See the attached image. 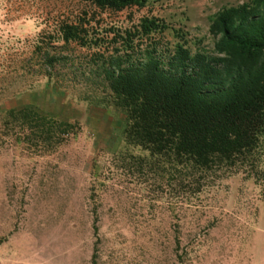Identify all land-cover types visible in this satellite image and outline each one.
I'll return each mask as SVG.
<instances>
[{"label": "rangeland", "instance_id": "1", "mask_svg": "<svg viewBox=\"0 0 264 264\" xmlns=\"http://www.w3.org/2000/svg\"><path fill=\"white\" fill-rule=\"evenodd\" d=\"M251 1L149 0L115 12L53 0L11 20L0 0V264H264L263 188L224 173L195 195L156 171L158 157L127 144L105 74L111 60L147 53L167 65L178 45L213 55L211 19ZM75 19L82 41L54 43L49 24ZM50 45L52 69L42 66ZM27 110L76 133L50 151V125L35 128L18 114Z\"/></svg>", "mask_w": 264, "mask_h": 264}, {"label": "trees", "instance_id": "2", "mask_svg": "<svg viewBox=\"0 0 264 264\" xmlns=\"http://www.w3.org/2000/svg\"><path fill=\"white\" fill-rule=\"evenodd\" d=\"M53 0H2L11 20L30 18L32 8ZM115 12L145 7L149 0H79ZM54 43L81 42V20H56ZM53 25V26H51ZM155 21H143L151 35ZM214 54L178 45L165 65L147 53L139 62L111 60L105 69L113 105L126 115L127 144L158 157L156 171L171 173L179 186L202 194L224 173L241 174L264 191V0L224 8L210 23ZM44 64L54 68L52 45ZM62 88V84H56ZM19 115L49 124L48 149L69 140L75 125L43 118L33 111ZM37 128V129H38ZM64 130L59 131V129Z\"/></svg>", "mask_w": 264, "mask_h": 264}]
</instances>
